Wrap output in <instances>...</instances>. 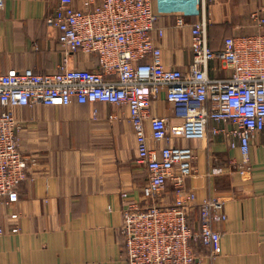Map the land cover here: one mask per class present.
Wrapping results in <instances>:
<instances>
[{"label": "crops", "instance_id": "0c3cea01", "mask_svg": "<svg viewBox=\"0 0 264 264\" xmlns=\"http://www.w3.org/2000/svg\"><path fill=\"white\" fill-rule=\"evenodd\" d=\"M83 3L74 0L77 8ZM57 4L6 0L0 6V73L55 72L64 62L67 50L58 42L59 31L47 24ZM152 7L157 16L153 36L163 64L185 72L193 60V24L204 16L210 46L219 49L227 36L260 30L250 14L264 8V0H152ZM68 57L70 68H99L93 54L73 51ZM227 74L223 70L213 76ZM151 104L152 116L164 117L169 126L183 123L164 91ZM14 113L23 124L21 151L29 160V173L18 186V201L0 209V264H128L121 233L126 204L122 194L128 193L129 201H150L142 195L149 172L137 161V138L127 107L80 104L74 98L69 105L40 103L18 107ZM214 126L228 130L231 123L212 122L209 128ZM146 131L149 134V124ZM172 143L196 151V170L186 183L196 192L198 204L205 198L225 200L228 217L214 224L222 233V253L212 257L209 248L194 243L200 264H264V130L251 140L252 169L245 175L237 165L243 154L229 146L224 132L209 133L203 140L175 137ZM215 167L222 172L212 174ZM169 190L159 202L172 203ZM198 212L197 206L196 221Z\"/></svg>", "mask_w": 264, "mask_h": 264}, {"label": "built area", "instance_id": "2783aa9c", "mask_svg": "<svg viewBox=\"0 0 264 264\" xmlns=\"http://www.w3.org/2000/svg\"><path fill=\"white\" fill-rule=\"evenodd\" d=\"M5 1L0 0V6ZM57 1L47 24L59 31L58 42L67 50L64 62L55 72L0 73V209L18 201V186L29 173L16 108L65 106L74 98L80 104L125 106L137 138V161L148 168L142 195L150 201H129L128 193L122 194L126 204L121 233L128 264H200L194 243L209 248L212 257L220 255L222 233L214 224L228 217L225 200L205 198L198 204L196 192L186 183L196 170V151L172 140H203L209 133L224 132L229 146L243 154L237 164L241 174L251 171V140L264 130V8L250 14L258 32L227 36L216 50L210 46L209 22L200 18L191 28L193 60L183 72L162 62L153 36L157 16L152 0H84L83 8L74 0ZM177 23L184 24L182 19ZM73 51L93 54L99 68H70ZM223 70L229 74L213 76ZM162 91L182 124L169 126L164 117L152 116L151 103ZM220 121L231 123V128H209ZM150 140L167 144L152 146ZM222 170L215 167L212 174ZM169 189L172 203L159 202Z\"/></svg>", "mask_w": 264, "mask_h": 264}]
</instances>
